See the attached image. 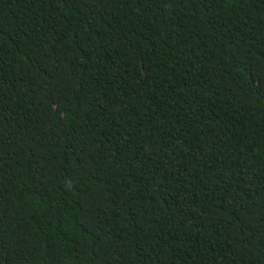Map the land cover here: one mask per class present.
I'll use <instances>...</instances> for the list:
<instances>
[{
	"label": "trees",
	"instance_id": "trees-1",
	"mask_svg": "<svg viewBox=\"0 0 264 264\" xmlns=\"http://www.w3.org/2000/svg\"><path fill=\"white\" fill-rule=\"evenodd\" d=\"M0 264H264V0H0Z\"/></svg>",
	"mask_w": 264,
	"mask_h": 264
}]
</instances>
